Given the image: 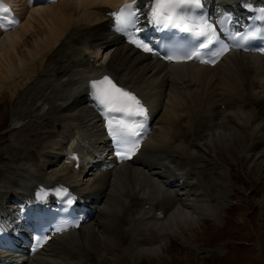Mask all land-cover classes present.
<instances>
[{
    "label": "bare ground",
    "instance_id": "1",
    "mask_svg": "<svg viewBox=\"0 0 264 264\" xmlns=\"http://www.w3.org/2000/svg\"><path fill=\"white\" fill-rule=\"evenodd\" d=\"M136 1L144 8L154 3V0ZM234 2L230 0L224 8L230 10L232 7L227 6ZM14 3L17 7L23 5L22 24L15 31L0 35V97L3 92H11L13 97L17 95V100L22 91L34 85L41 90L36 99L48 106V112L65 106L69 113L64 112L66 115L59 117L54 115L51 123L41 127V130L46 127L44 132L36 131V142L25 139L28 137L15 138L16 144L13 142L4 147L5 162L0 167V181H3L0 182V225L9 228L12 219L19 222L22 210L24 213L31 211L27 202L29 196L43 186L70 185L81 194L92 193L102 198V205L108 204V207L97 209L95 218V221L104 222L103 226L105 224L104 238L96 235L90 227L91 222L77 232L58 236L39 255L32 257L29 264H118L116 254L115 257L107 256L102 251L113 255L118 249L135 243L140 245L142 239L146 245H152L155 239L161 240L162 235L168 236L167 233L172 232L167 229L168 225L179 224L184 212V205H181L169 217L172 205L176 203L171 198L176 196L174 187H168L171 181L177 182L176 186L182 189L189 185L199 187L202 194L195 196L191 192L188 197L195 196L196 202L208 206L207 197L210 201L213 198L207 191H213V182L210 188H203V182L199 180L201 160L190 152L192 147L198 146L196 142L202 137L203 129L216 125L214 122L220 118L235 117L230 125L232 132L225 134L226 145L232 147L239 143L247 148L253 145L264 152V59L234 54L215 68L161 66L149 62L147 56L122 45L124 43L119 45L120 37L105 38L107 33L103 32L110 24V14L126 1L60 0L48 6L32 4L30 7L25 0H14ZM111 32L115 33L109 30ZM111 46L117 51L107 68H97L99 66L90 62L92 56L100 55L103 48ZM53 61L56 63L54 68L45 70L52 67ZM124 73L128 78L126 81L122 80ZM47 75L51 78H46ZM106 75L129 89L138 90L157 111L155 130L141 155L116 172L110 171L111 174L115 172L113 179L94 172L85 177L87 168L82 166L88 161L78 160L82 168L75 170L73 161L68 158L72 151L88 153L98 161L105 157L101 121L93 108L87 106L85 95L90 81ZM77 102L83 105L82 115L74 113L81 107ZM208 116L215 120L205 127L203 119ZM32 119L26 121V125L18 126L22 119L15 117L13 131L19 135L29 122H33ZM57 124L61 129L55 131ZM38 143L44 144L37 146ZM208 146L206 144L205 148ZM41 150L49 153H32ZM51 167L54 170L57 167L61 172L58 175L46 173ZM206 170L210 174L214 172L213 168ZM11 175L21 179L11 184L15 181L14 177L7 178ZM203 198L205 200L201 201ZM177 204L180 205V201ZM162 212L164 219L159 220L156 213ZM168 218L165 228L159 227L164 226L162 222ZM5 233L10 232L8 229L1 231L0 239ZM12 238L17 241L16 236Z\"/></svg>",
    "mask_w": 264,
    "mask_h": 264
},
{
    "label": "rangeland",
    "instance_id": "2",
    "mask_svg": "<svg viewBox=\"0 0 264 264\" xmlns=\"http://www.w3.org/2000/svg\"><path fill=\"white\" fill-rule=\"evenodd\" d=\"M108 50L110 51V49ZM108 50H102L100 55H98L99 58L96 55L93 56L94 58H92V62L95 61L94 65L101 67L102 65L107 64V61L110 59L113 53L112 51H114L111 50L109 52ZM116 51L117 48L115 49L111 59H113ZM56 59L58 60V57ZM56 59H54V61H56ZM53 62L51 64L52 67L44 69L48 70L54 68L56 63L54 62V64ZM50 76L47 75L46 78H51ZM150 76L151 75H149V77ZM36 83H38V81ZM46 83L49 84V82ZM44 86L46 87V85ZM44 86H41V88H44ZM40 91L41 90L36 89V87L33 85L30 86L26 91H22L17 100V95L13 97L11 92H3L2 96L0 97V167H2L1 164H4L3 162H5V156H2V153L4 154V147L6 145L13 142V144H16L15 142L17 138L25 137H28L25 139L31 141L32 143L34 140V142H36L37 139H35L36 137L34 135L46 130V127L42 128L43 131L41 130V126L39 124L40 121H43L44 123H42L44 125L47 123L46 120L53 118L54 115L55 117H59L66 115L65 113H69L67 109L68 107L64 106L62 109L65 110L62 112L57 111V109H51V114H49V116L44 115L45 117L47 116L46 118L42 116L40 121L39 119H32L39 113H43V111L39 112L33 107L34 105L37 106V103H39V98L36 99L35 96L39 97L41 95ZM80 106L82 107L83 105ZM47 107L48 106L44 105V109ZM81 107L77 108V105H75L74 108L79 110H75L74 113L77 115L78 113L82 115L83 107L82 109ZM38 108L39 107H37V109ZM17 112L22 119V124L24 123L23 125H26L30 119L33 121L32 123L29 122L30 126L28 125L21 130L19 134L20 136L15 132H12L13 128H11V126L15 127V123L12 120L15 117L16 119L18 118ZM28 116L30 118H28ZM23 118L26 119L24 120ZM220 119H223V121L226 119L224 125L221 126L223 123L221 122L219 127L217 126L215 129H205L203 138L199 140L202 147L198 149L199 157L201 158L202 162L205 163V166L207 168H215V173L212 172L210 174L209 171L201 165V162L198 165L200 167L199 180L203 182V184H201L203 188H210L211 181L215 182L214 188H216L214 189L212 186L213 191H207L208 196L213 198V201H210L209 197L206 196L209 203L208 206L201 202H196L195 200L197 198L195 196L202 194V191L199 188V190L196 192H192V195H195L194 197L189 198L185 196L180 199V202L184 204L179 205L176 202L172 205V215L170 214L169 217H172L173 214H175V212L182 207L181 205H184V212H180L183 216L179 218V224L178 222L174 224L170 223V225L167 227V229H171L172 231L171 233L167 234L175 236L178 240V244H176L175 239H171L169 235L166 237L162 235L163 239L157 241L159 243L153 245H139L135 247L133 246L137 244L135 243L123 249H118V252L115 251L117 253L114 252L113 255H111L108 251H102V254L112 257H115L116 254V257L119 260V262L116 260L118 264H227L233 254L235 244L232 242L223 246L221 245V247L216 248V250H212L213 248L209 246H212L216 239L208 240L202 238L201 236H217L220 233L230 234L231 231H233L234 236L225 237L235 240L236 242L243 243L246 246L240 249L241 263L239 260L235 259L233 264H242V261L243 264H264V155L262 150L260 152V150L258 151L257 148H247V146H242L241 144L239 145V143L238 145L237 143L234 144L232 147H230L229 144L226 145L225 134L228 135L230 132H232L233 129L231 126L235 117H223ZM263 132L264 130L262 133ZM249 141H251V139ZM43 144L44 143H38L37 146ZM206 144L209 145L208 149L205 148ZM45 151L47 150H43L41 152ZM192 153L198 154L195 150H192ZM49 170V173H56L57 175L61 172L60 170H53L52 168ZM13 175L7 176V178L14 177ZM233 175L237 177L235 178V182L233 180ZM19 178L20 177H17V179ZM13 184H15V182H13ZM176 187L182 188L179 186ZM178 188H176V190L180 191ZM183 194H187V192ZM205 198H203L201 201H204ZM186 199H188V204H192L190 208L188 204H185ZM106 207H108V204H106ZM202 207L205 209L203 210ZM227 210L228 212L226 213ZM185 217H187L188 220H186ZM169 220L170 218H168L165 222H162L164 223V226L159 225V227L165 228ZM185 220L186 222H184ZM103 223L104 222L97 220L94 221V224L91 223L90 225V227H92V229L95 231L96 235L101 238H104L106 235L105 224L103 226ZM256 235H258V237H256ZM176 245L180 246L183 250L180 248L177 249ZM228 252L229 255L226 256ZM77 262H79L78 259Z\"/></svg>",
    "mask_w": 264,
    "mask_h": 264
},
{
    "label": "snow or ice",
    "instance_id": "3",
    "mask_svg": "<svg viewBox=\"0 0 264 264\" xmlns=\"http://www.w3.org/2000/svg\"><path fill=\"white\" fill-rule=\"evenodd\" d=\"M201 7V0H154L150 8V20L157 26L176 28L204 38L200 41L198 47L207 48L212 43V40L208 39V37L214 34L216 29L213 25L207 23L206 19H198L195 16L186 15L184 11L193 8L200 9ZM4 11L8 12L9 9L4 8ZM136 11V0H133L131 5H126L116 16V20L120 22L125 31L134 26ZM262 14H264V10H262ZM259 31L256 30L251 35L255 36L259 34ZM129 40L145 52L152 51L145 42L131 36H129ZM223 51H227V49H222ZM195 55H199V53L193 51L183 57L168 56L166 58L169 60H187ZM90 96L98 106L108 113H126L128 116H143L146 118V109L140 100L130 92L118 87L107 76L91 82ZM107 127L109 133L116 139L117 144L122 146V150L117 151L116 154L121 158H130L139 145V141L135 139L139 135L137 129H142L143 124L140 122L125 123L109 119ZM68 203L71 204L72 201L69 200ZM60 230L62 229L57 228V231Z\"/></svg>",
    "mask_w": 264,
    "mask_h": 264
}]
</instances>
